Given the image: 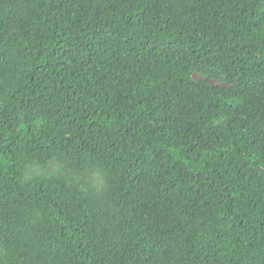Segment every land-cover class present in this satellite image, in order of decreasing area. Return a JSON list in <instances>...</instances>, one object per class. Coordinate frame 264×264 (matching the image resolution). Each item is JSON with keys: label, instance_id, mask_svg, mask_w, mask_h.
Here are the masks:
<instances>
[{"label": "trees", "instance_id": "obj_1", "mask_svg": "<svg viewBox=\"0 0 264 264\" xmlns=\"http://www.w3.org/2000/svg\"><path fill=\"white\" fill-rule=\"evenodd\" d=\"M0 264H264V0H0Z\"/></svg>", "mask_w": 264, "mask_h": 264}, {"label": "rangeland", "instance_id": "obj_2", "mask_svg": "<svg viewBox=\"0 0 264 264\" xmlns=\"http://www.w3.org/2000/svg\"><path fill=\"white\" fill-rule=\"evenodd\" d=\"M191 77L193 80L195 81H199V82H203V81H207L209 84L211 85H224L225 83H223V81H220L218 78H209L207 79V77H203L202 75L196 73V72H192L191 73ZM56 168V167H54ZM44 170L37 168V167H32L29 168L27 171V177H32L35 175H40L43 174Z\"/></svg>", "mask_w": 264, "mask_h": 264}]
</instances>
